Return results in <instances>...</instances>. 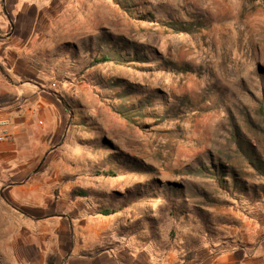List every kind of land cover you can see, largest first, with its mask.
Wrapping results in <instances>:
<instances>
[{"label": "rangeland", "instance_id": "rangeland-1", "mask_svg": "<svg viewBox=\"0 0 264 264\" xmlns=\"http://www.w3.org/2000/svg\"><path fill=\"white\" fill-rule=\"evenodd\" d=\"M20 79L63 135L28 170L51 198L0 190V264L74 219L139 264H264V0H0V82Z\"/></svg>", "mask_w": 264, "mask_h": 264}, {"label": "crops", "instance_id": "crops-1", "mask_svg": "<svg viewBox=\"0 0 264 264\" xmlns=\"http://www.w3.org/2000/svg\"><path fill=\"white\" fill-rule=\"evenodd\" d=\"M9 54L13 53L7 51L1 55L3 60L9 61ZM17 83L7 85L0 82V124L8 121L12 133L10 141H0V166L5 165L3 169L10 167L9 172H3L4 176L0 172V190L7 191L9 187L11 199H15L12 194L14 189L27 192L32 195L31 204L39 206L54 192L40 183L38 175L27 179L28 170L47 160L48 155L57 149L58 138L60 140L63 135V114L53 95L33 80L20 79ZM14 173L23 176L18 178ZM22 217L20 222L13 223L15 229L30 230L35 225L56 229L63 225L55 218L33 221L28 215ZM71 227L68 238L63 236L62 243L59 239L52 242L47 250L37 248L35 253H30L29 246L20 244L14 255L9 257L8 264H49L53 253L57 257L53 264H139L138 261H131L129 256L121 255L119 250L103 247L99 231L91 222L78 223L74 219Z\"/></svg>", "mask_w": 264, "mask_h": 264}, {"label": "built area", "instance_id": "built-area-1", "mask_svg": "<svg viewBox=\"0 0 264 264\" xmlns=\"http://www.w3.org/2000/svg\"><path fill=\"white\" fill-rule=\"evenodd\" d=\"M12 139V133L10 130L9 122L2 121L0 124V141L5 142Z\"/></svg>", "mask_w": 264, "mask_h": 264}, {"label": "trees", "instance_id": "trees-1", "mask_svg": "<svg viewBox=\"0 0 264 264\" xmlns=\"http://www.w3.org/2000/svg\"><path fill=\"white\" fill-rule=\"evenodd\" d=\"M105 60H110V59H109V57H105L103 60H100V61L98 60L97 62H102V61H105ZM80 194H84L85 196H87V193L85 191H82ZM115 212L116 211L111 210V209H103V210L99 211V214L110 215V214H113ZM54 260H55L54 256L50 257L49 264H53Z\"/></svg>", "mask_w": 264, "mask_h": 264}]
</instances>
